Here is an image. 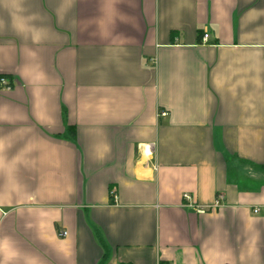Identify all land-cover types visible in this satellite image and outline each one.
<instances>
[{
    "label": "crops",
    "instance_id": "0c3cea01",
    "mask_svg": "<svg viewBox=\"0 0 264 264\" xmlns=\"http://www.w3.org/2000/svg\"><path fill=\"white\" fill-rule=\"evenodd\" d=\"M0 75V264H264V0H0Z\"/></svg>",
    "mask_w": 264,
    "mask_h": 264
},
{
    "label": "built area",
    "instance_id": "2783aa9c",
    "mask_svg": "<svg viewBox=\"0 0 264 264\" xmlns=\"http://www.w3.org/2000/svg\"><path fill=\"white\" fill-rule=\"evenodd\" d=\"M208 37V33L205 31L202 35V38L204 40H206ZM10 85L8 83V81L6 80V78L3 76V75H0V89L1 88H9ZM159 115L160 116H163V115H166V112L165 111H161L159 112ZM185 199L188 200L189 199V196L188 195H184ZM211 205H208L207 207L203 206V205H195V208L197 211H200V212H203L204 210H206V208H209ZM66 235V231L64 230H61L59 231V236H65Z\"/></svg>",
    "mask_w": 264,
    "mask_h": 264
},
{
    "label": "trees",
    "instance_id": "16d2710c",
    "mask_svg": "<svg viewBox=\"0 0 264 264\" xmlns=\"http://www.w3.org/2000/svg\"><path fill=\"white\" fill-rule=\"evenodd\" d=\"M67 131H68L70 134H73V128H72V127H67Z\"/></svg>",
    "mask_w": 264,
    "mask_h": 264
},
{
    "label": "rangeland",
    "instance_id": "374dc122",
    "mask_svg": "<svg viewBox=\"0 0 264 264\" xmlns=\"http://www.w3.org/2000/svg\"><path fill=\"white\" fill-rule=\"evenodd\" d=\"M250 184H255V183H250Z\"/></svg>",
    "mask_w": 264,
    "mask_h": 264
}]
</instances>
